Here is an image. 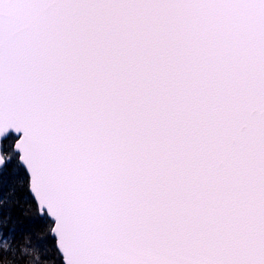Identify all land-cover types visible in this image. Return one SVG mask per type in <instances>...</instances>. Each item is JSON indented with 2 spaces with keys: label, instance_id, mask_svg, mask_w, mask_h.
<instances>
[{
  "label": "snow or ice",
  "instance_id": "obj_1",
  "mask_svg": "<svg viewBox=\"0 0 264 264\" xmlns=\"http://www.w3.org/2000/svg\"><path fill=\"white\" fill-rule=\"evenodd\" d=\"M0 264H264V0H0Z\"/></svg>",
  "mask_w": 264,
  "mask_h": 264
}]
</instances>
